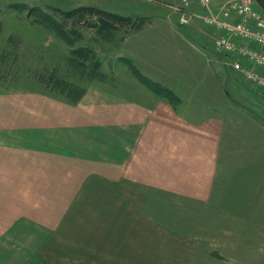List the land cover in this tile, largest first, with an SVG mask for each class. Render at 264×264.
Listing matches in <instances>:
<instances>
[{
	"label": "rangeland",
	"instance_id": "rangeland-1",
	"mask_svg": "<svg viewBox=\"0 0 264 264\" xmlns=\"http://www.w3.org/2000/svg\"><path fill=\"white\" fill-rule=\"evenodd\" d=\"M83 1L0 0V261H5L1 264H10L20 247H34V234L40 232V228H59L64 220L70 227L83 226L81 223L87 226V222L94 220L87 219L85 214L92 215L94 212L101 216L95 220L99 222L98 225L94 224L95 227L100 226L101 231L108 227L116 230L117 249L127 250L124 255L128 263L224 264V133L226 140H229L236 132H243L240 137L244 145L250 142L249 133L264 136V93L246 84L238 72L227 66L225 56L216 52L214 43L212 46L209 43V46L220 62L217 66L214 61V65L224 86V101L221 103L219 98L212 97L201 107L192 105L194 109L204 108L211 115H218L223 132L218 178L210 197H202L198 201L195 197L194 201L191 194L185 195L184 191L178 196L173 195V190L178 188L149 186L140 188L142 202L140 197L133 195L132 200L137 198L138 202H126L124 198L122 202L118 200L114 203V199L122 197L116 188H106L100 194L92 190L89 197L83 196L76 202V187L51 186L44 179L29 177L27 169L36 162L39 154L44 162L46 137L57 136L55 132L61 126L55 123V118H47L48 112H55L49 102L59 104V107L80 103H71L67 93L56 86L55 82L59 79L87 91L97 84L129 94L127 88L132 82L136 81L145 88L123 59L130 58L137 61V66L134 65L141 73L144 72L143 75L158 84L166 85L158 79L166 81V78H170L169 82L183 86L184 78L187 79V87L182 92L192 96L194 81L189 74L190 64L197 62L198 58L193 56L191 43L186 40H183L186 44L178 41L158 42L156 39L151 42L147 39L149 35H156L163 29L155 24L143 32L144 25L138 31L126 27L110 36H103L97 29L85 25L74 27L50 10V7H54L68 11L80 7L77 5ZM149 1L155 10L146 13H153L155 16L152 19L168 20L167 24L172 26L168 29L172 34H181L196 41L192 35L193 28L204 38L210 33L211 30H205L200 24L186 31L178 27L175 20L179 14L175 7L181 0ZM222 3L225 6L227 0H215L214 6ZM13 4L18 7H11ZM33 9L40 15L46 14L52 18L49 19L51 28L32 15ZM55 17L67 24L66 32L76 28L82 38L77 40L75 36L71 38L66 33H58L53 22ZM139 32L146 38L134 37L129 39L126 46L125 40ZM84 48L97 54V59L87 62V71L72 62L74 51ZM96 60L101 61L100 69L107 75L106 78L91 76ZM221 65L223 69L219 70ZM179 98V102L174 103L175 108L188 114V99ZM194 103L197 105L198 102ZM208 116L195 118L199 121L200 118L208 119ZM245 136H249L248 139ZM51 142L48 146L54 150L55 145ZM261 142L264 143V140ZM72 211L80 215L72 218ZM67 214L69 218H62Z\"/></svg>",
	"mask_w": 264,
	"mask_h": 264
},
{
	"label": "crops",
	"instance_id": "crops-1",
	"mask_svg": "<svg viewBox=\"0 0 264 264\" xmlns=\"http://www.w3.org/2000/svg\"><path fill=\"white\" fill-rule=\"evenodd\" d=\"M150 5L149 0H84L77 6H94L145 18L141 32L154 24L163 28L158 34L149 35L147 39L151 42L186 44L183 41L186 40L191 43L193 56L198 58L190 64L189 74L194 81L192 96L182 92L187 87V79L184 78L183 86L169 82L170 78L158 79L183 100L188 99L189 115L136 81L127 88L129 94L94 84L76 106L59 107L49 102L55 112H48L47 118H55V123L61 126L55 132L56 137H46L44 162L39 154L36 162L28 167L31 179H44L51 186L76 187V202L83 196L89 197L92 190L100 194L106 188H116L122 193L114 203L124 198L126 202H138L139 197L142 202L140 188L149 186L178 188L173 190L176 193L173 195L184 191L185 195L191 194L192 200L197 197L196 201L212 195L218 178L223 132L218 115H211L203 107V110L194 109L192 105L201 107L212 97L219 98L221 103L224 101V86L216 73L220 62L211 51L214 36L210 31L209 37L204 38L194 28L192 35L196 41L172 34L168 20L152 19L155 15L146 13L155 10ZM175 21L183 31L195 24L207 29L198 20L189 26H181L178 16ZM141 32L130 35L125 40L126 46L134 37L146 38ZM130 60L136 65L137 61ZM218 68L223 69L222 65ZM207 115L209 118L205 120L195 118ZM236 133L230 138L228 135L229 140L224 133V264H264V143L261 142L264 136L249 133L250 142L244 145L240 137L244 133ZM50 142L55 145L54 150L49 148ZM133 195L137 197L135 200ZM71 215L74 218L80 213L72 211ZM85 215L94 220L87 222V226L81 223L83 226L70 227L64 220L59 228H40L34 234V247H20L10 264H131L125 257L127 250L117 249L116 230L108 227L101 231L100 226L95 227L94 224H99L95 220L101 218L97 212ZM64 217L69 218L68 214Z\"/></svg>",
	"mask_w": 264,
	"mask_h": 264
},
{
	"label": "built area",
	"instance_id": "built-area-1",
	"mask_svg": "<svg viewBox=\"0 0 264 264\" xmlns=\"http://www.w3.org/2000/svg\"><path fill=\"white\" fill-rule=\"evenodd\" d=\"M181 0L175 7L181 26L199 19L214 36L216 52L241 74L246 84L264 93V9L256 0Z\"/></svg>",
	"mask_w": 264,
	"mask_h": 264
},
{
	"label": "trees",
	"instance_id": "trees-1",
	"mask_svg": "<svg viewBox=\"0 0 264 264\" xmlns=\"http://www.w3.org/2000/svg\"><path fill=\"white\" fill-rule=\"evenodd\" d=\"M11 7H18L16 4H13ZM54 13L58 14L62 20L66 23L71 22V25H85L87 28L97 29L100 34L103 36H110L116 31L121 30L122 28L129 27L133 30H140L146 22L145 18H133L131 16H125L103 10L94 6H80L73 8L71 10H62L59 8L50 7ZM32 15L36 19L46 26L50 27L49 19L50 16L40 15L37 13L36 9L32 10ZM55 27L58 29V33H66L71 38L80 39L82 34L76 30V28L71 29L70 31L65 30L66 23H63L58 18L55 17L53 20ZM51 28V27H50ZM75 53V54H74ZM72 62L77 65L81 70L87 71L86 67L87 62L97 59V54L95 51L84 48L79 51H74ZM126 63L129 65V69L133 75L151 92H153L158 98L163 99L174 106L175 101L180 100L179 96L170 88L165 87L164 85L158 84L152 81L147 76L143 75L139 69L134 65L130 59L123 58ZM101 61L96 60L94 67L91 70V76L106 78L107 75L100 69ZM87 69V70H86ZM56 86L60 88L61 91L67 93V97L70 99L71 103L77 104L85 96L87 90L78 85L67 82L66 80H58L55 82ZM179 102V101H178ZM175 108V106H174Z\"/></svg>",
	"mask_w": 264,
	"mask_h": 264
},
{
	"label": "water",
	"instance_id": "water-1",
	"mask_svg": "<svg viewBox=\"0 0 264 264\" xmlns=\"http://www.w3.org/2000/svg\"><path fill=\"white\" fill-rule=\"evenodd\" d=\"M256 2L259 4V6L264 9V0H256Z\"/></svg>",
	"mask_w": 264,
	"mask_h": 264
}]
</instances>
